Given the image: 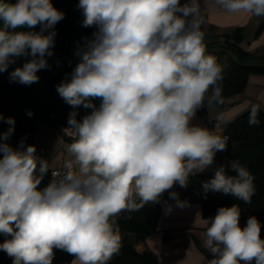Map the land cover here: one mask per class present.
<instances>
[{
    "label": "clouds",
    "instance_id": "9594fccd",
    "mask_svg": "<svg viewBox=\"0 0 264 264\" xmlns=\"http://www.w3.org/2000/svg\"><path fill=\"white\" fill-rule=\"evenodd\" d=\"M214 3L228 13L264 16V0ZM78 7L83 26L96 31L78 47V63L57 92L71 108L91 111L80 119L69 113L70 159L45 187L39 186L49 162L23 139L10 146L16 121L0 113L8 125L0 132V235L6 237L0 251L12 264H52L54 249L72 255V264H109L122 246L116 217L161 203L165 192L176 207L187 206L173 187L187 188L190 176L227 150V136L192 123L198 110L219 99L224 72L206 53L200 0H79ZM63 18L51 0H0V73L30 56L9 80L37 83ZM21 28L29 30L16 31ZM260 111L259 103L251 104L250 126L259 125ZM230 168L235 175L221 165L202 182L205 198L212 192L251 203L253 174L238 161ZM164 209L167 214L173 206L165 201ZM240 217L233 204L207 220L208 264H264L260 222L250 216L241 227Z\"/></svg>",
    "mask_w": 264,
    "mask_h": 264
},
{
    "label": "trees",
    "instance_id": "16d2710c",
    "mask_svg": "<svg viewBox=\"0 0 264 264\" xmlns=\"http://www.w3.org/2000/svg\"><path fill=\"white\" fill-rule=\"evenodd\" d=\"M7 2L14 3L15 0H7ZM51 2L56 9L64 13V18L55 25L53 55L47 58L49 67L38 71L39 81L31 85H22L9 80V73L14 68L22 66L26 60H30V56L17 59L7 72L0 73V113L5 118L14 117L16 121L14 134L6 141L13 148H18L22 139L25 146L33 145L39 124L52 128H57L59 125L68 126L67 118L71 111L75 110L79 113L77 119L91 111L82 106L77 109L71 108L58 94L57 85L74 69L78 63L75 52L84 43L85 38L92 37L96 27L83 26L84 15L82 9L78 7L79 0H51ZM28 30L16 29V31ZM32 30L39 32L40 26ZM201 30L205 32L206 53L215 56L224 67L223 79L219 82L220 97L213 102L223 107L228 98L243 91L251 73L264 71V68L248 64L252 55L240 46L243 38L242 29L216 35L209 34L202 25ZM44 34L46 35L47 32ZM94 103L98 107L100 100L97 99ZM24 108L33 111L32 119L25 117ZM248 110L249 108L228 122L224 133L228 136L225 152L231 162L238 161L253 174L255 194L251 203L246 204L232 196L214 193L216 197L202 205V215L204 217L214 215L219 207H231L237 204L241 209L240 226H245L247 219L255 216L261 224V238L264 239V111H260L259 125L250 126ZM7 128L6 123L0 122V132L6 131ZM214 173L192 175L189 183L201 187L202 182L212 178ZM226 173L235 175L232 170ZM49 180L50 169L39 187H45ZM173 188L175 191L182 189L179 185ZM135 200L140 203L139 197ZM165 201L170 203L173 200L162 196L159 204H145L137 211H124L116 217L122 246L119 254L115 255L109 264H158L155 255L147 249L145 239L156 230V223ZM126 234L132 236H125ZM5 238L0 235V243H3ZM196 246L210 261V254L198 242ZM53 251L52 264H70L74 258L65 251L57 249ZM0 264H12V258L0 251Z\"/></svg>",
    "mask_w": 264,
    "mask_h": 264
},
{
    "label": "crops",
    "instance_id": "0c3cea01",
    "mask_svg": "<svg viewBox=\"0 0 264 264\" xmlns=\"http://www.w3.org/2000/svg\"><path fill=\"white\" fill-rule=\"evenodd\" d=\"M200 4L201 25L205 30L211 35H216L242 29L240 46L252 55L248 64L264 68V16L256 17L243 12L228 13L215 5L214 0H200ZM252 103H259L264 111V71L251 73L243 91L228 98L223 107L212 103L198 110L192 123L207 127L222 136L228 122L250 108ZM35 142L36 155L49 162L50 170L62 166L65 160L70 159L67 146L71 140L63 139L56 128L39 124ZM230 162L225 151L217 152L214 164L205 172H215L221 165L229 171ZM171 191H175L174 188ZM175 192L179 193L181 200L187 201V206L176 207L175 201H172L168 204L173 206V210L167 214L163 206L156 230L145 239V245L155 255L158 264H208L209 259L196 246V242L212 259L211 253L204 246L203 233L209 226L207 220L215 214L204 217L202 205L214 199L216 195L209 192L205 198L202 187L192 183H189L187 188ZM163 197L168 198V193L165 192Z\"/></svg>",
    "mask_w": 264,
    "mask_h": 264
},
{
    "label": "built area",
    "instance_id": "2783aa9c",
    "mask_svg": "<svg viewBox=\"0 0 264 264\" xmlns=\"http://www.w3.org/2000/svg\"><path fill=\"white\" fill-rule=\"evenodd\" d=\"M23 113L25 115V117L32 119L33 118V111L29 108H24ZM68 126L65 125H59L56 130L58 132V134L63 138V139H67V140H71L69 135L67 134V132H65L64 130L67 128ZM222 136H227L225 134H223ZM228 137V136H227ZM64 165V164H63ZM63 165L53 168L50 170V179L52 178L53 173H59L63 170Z\"/></svg>",
    "mask_w": 264,
    "mask_h": 264
},
{
    "label": "rangeland",
    "instance_id": "374dc122",
    "mask_svg": "<svg viewBox=\"0 0 264 264\" xmlns=\"http://www.w3.org/2000/svg\"><path fill=\"white\" fill-rule=\"evenodd\" d=\"M43 126H46V125H43ZM36 139V138H35ZM33 145H36V142H35V140H34V142H33Z\"/></svg>",
    "mask_w": 264,
    "mask_h": 264
}]
</instances>
